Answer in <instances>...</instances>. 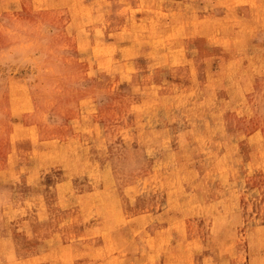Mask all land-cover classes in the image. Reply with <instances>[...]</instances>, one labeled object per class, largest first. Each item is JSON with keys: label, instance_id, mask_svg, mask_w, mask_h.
<instances>
[{"label": "rangeland", "instance_id": "374dc122", "mask_svg": "<svg viewBox=\"0 0 264 264\" xmlns=\"http://www.w3.org/2000/svg\"><path fill=\"white\" fill-rule=\"evenodd\" d=\"M0 264H264V0H0Z\"/></svg>", "mask_w": 264, "mask_h": 264}]
</instances>
